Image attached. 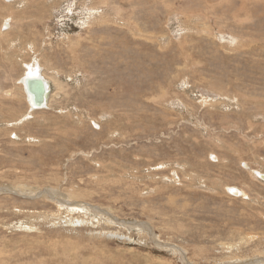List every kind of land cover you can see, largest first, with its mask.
<instances>
[{
  "label": "rangeland",
  "instance_id": "rangeland-1",
  "mask_svg": "<svg viewBox=\"0 0 264 264\" xmlns=\"http://www.w3.org/2000/svg\"><path fill=\"white\" fill-rule=\"evenodd\" d=\"M35 60L55 96L32 110L19 78ZM0 86V186L80 191L162 242L1 193L0 264H219L264 250V0H0Z\"/></svg>",
  "mask_w": 264,
  "mask_h": 264
},
{
  "label": "bare ground",
  "instance_id": "bare-ground-1",
  "mask_svg": "<svg viewBox=\"0 0 264 264\" xmlns=\"http://www.w3.org/2000/svg\"><path fill=\"white\" fill-rule=\"evenodd\" d=\"M24 8H22V10L20 11V14L23 13L22 16L24 18H26L28 15V12L26 10V7H24ZM40 8H42V7H40ZM169 8H171V6ZM37 10H39V9H37ZM12 14H13V12L10 14V16ZM10 16L6 15L5 17L10 18ZM171 17L169 16L170 19H171ZM6 23L8 26L5 24V22L2 24V29H3V27H7V30L5 28L3 30L1 29L3 34L9 32L11 25H12L8 21H6ZM25 76H29L30 78L35 77V76H42V78L46 81L47 88H48V93L45 97V106L46 107L49 106V103H50L52 97L55 96V93H52L51 80L48 76H46L45 72L43 71L42 65L36 60L31 62V63H27L26 69L24 70L23 75L19 78L20 79L19 82H20V89L23 92V96L28 103V108H30L32 110L43 108V107H35L34 106L32 95L29 94V91L26 89L25 83H26L27 77L25 79H23ZM51 78L54 79L53 83H54L56 90H59L62 93L67 92L68 85H66L65 82L56 80L54 77H51ZM0 91H1V86H0ZM5 92H6V96H8V97L13 95V92L11 89L6 90ZM22 117L20 118V120L22 119ZM212 155L215 158H217L214 154H212ZM256 172L261 173L258 170ZM261 176L264 177V175H261ZM23 182L20 181V183H23ZM228 188L230 190L234 189L235 191H232V192L234 194H236V196H239V195H245L246 196V194H247L243 189L238 188V187L233 186V185L229 186ZM1 193H12V194L21 195V196H27L28 200L38 199V200H41L42 202L53 203V205L57 206L56 208L58 209L57 211L59 213H61V212L66 213L67 212V215L65 214L66 216L64 218H62V216L59 215L60 216L59 219L61 221L64 220V223H66L67 225L69 224L71 226L86 225L85 221L87 220L86 214H78V216H74L73 212H79L80 213V212H84V211L85 212L96 211V212H98L97 216L100 218L97 221V223H101L103 221L105 223H109L112 225H123V226L127 225V226H129V228L131 227V224H132L134 229L136 228V229L140 230L141 232H143V231L151 232V234L154 235L155 238L157 239V242L159 244H162V242L160 241V237L158 235H156V232L150 223L145 222V221L133 220V219L128 220V221H126V220L123 221L121 219L115 218L108 209H104V208L99 209V208H97L98 205L92 203L89 200H86V198L84 197L85 195L80 193V191H79V193L78 192L76 193L74 191L70 192L68 189L58 188V185L52 186V185L47 184V185H42V186H40V185L30 186L28 184H16L15 182L14 183L11 182V183H6V184L0 186V194ZM22 209H24V208L21 207L20 210H22ZM106 214H108V215H106ZM18 229L31 230V229H33V224H22L21 226L18 227ZM131 229H132V227H131ZM110 235L114 236L117 234H110ZM177 249L179 250V248H177ZM236 254L235 255H227V256L222 257L219 260L220 261L219 264H264V250L263 251L262 250L261 251H255V252H253L252 255H241V256H239Z\"/></svg>",
  "mask_w": 264,
  "mask_h": 264
},
{
  "label": "water",
  "instance_id": "water-1",
  "mask_svg": "<svg viewBox=\"0 0 264 264\" xmlns=\"http://www.w3.org/2000/svg\"><path fill=\"white\" fill-rule=\"evenodd\" d=\"M25 78L26 89L29 91V94L32 95L34 106L44 107L45 97L48 93L46 81L42 78V76H35L32 78H30L29 76H25L23 79Z\"/></svg>",
  "mask_w": 264,
  "mask_h": 264
},
{
  "label": "snow or ice",
  "instance_id": "snow-or-ice-1",
  "mask_svg": "<svg viewBox=\"0 0 264 264\" xmlns=\"http://www.w3.org/2000/svg\"><path fill=\"white\" fill-rule=\"evenodd\" d=\"M231 191H235V190L233 189V190H231Z\"/></svg>",
  "mask_w": 264,
  "mask_h": 264
}]
</instances>
